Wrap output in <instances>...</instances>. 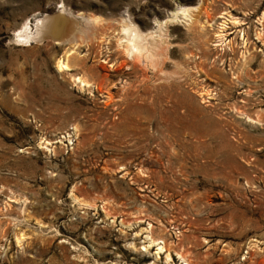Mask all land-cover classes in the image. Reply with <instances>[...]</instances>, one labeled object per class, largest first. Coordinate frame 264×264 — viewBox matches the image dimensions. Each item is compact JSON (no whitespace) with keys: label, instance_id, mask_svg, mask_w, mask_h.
Segmentation results:
<instances>
[{"label":"rangeland","instance_id":"rangeland-1","mask_svg":"<svg viewBox=\"0 0 264 264\" xmlns=\"http://www.w3.org/2000/svg\"><path fill=\"white\" fill-rule=\"evenodd\" d=\"M263 13L0 0V264H264ZM231 16L255 43L245 63L214 36ZM127 24L159 40L152 60L122 50Z\"/></svg>","mask_w":264,"mask_h":264},{"label":"bare ground","instance_id":"bare-ground-1","mask_svg":"<svg viewBox=\"0 0 264 264\" xmlns=\"http://www.w3.org/2000/svg\"><path fill=\"white\" fill-rule=\"evenodd\" d=\"M183 14L189 17L188 13L185 14V12H184ZM176 15H174V18L176 17ZM221 17H223V16H221ZM263 18H264V13L262 14V19ZM51 20H52V18H51ZM41 21H42V19L36 20L35 29H38L37 26L41 24ZM245 21H246L245 18L237 19V18H234L231 16L230 23L233 25V27H235V29H233V28H230V26H228V22H226V19L224 18V20H222L216 26L217 30H215V35H214L217 38V41L221 42V44L223 42H225L224 45L228 47L230 52H234L236 47L239 45L241 58H242V61L244 63L253 58V53H254V49H255V43L253 42L252 38L250 37V28L243 26L245 24ZM49 23H51V22H49ZM54 25H55V27H57L59 24L57 26H56V24H54ZM263 27H264V22H263ZM48 28H50V27H48ZM235 31L240 33V41H238L235 37L234 38L229 37ZM25 33H27V32H25ZM30 33H29V35H27L28 33L27 34H21V35L19 34L21 36V39L19 41L29 43V40H31V38H33L34 36L37 35V32H35L36 34L34 33L32 35H30ZM121 34L123 35L122 41H121L122 50L127 54V56L131 57L132 60L139 59V57L141 55H144V57L148 58L149 60H152V58H154L156 56L155 50H156V47H158L159 40H157V38L155 39L152 34H150L152 36H149L148 38H146L145 34L143 35L136 27H133L130 24H127V25L122 27ZM255 35H256V39H258L259 41H262V42L264 41V29L262 31L257 30L255 32ZM74 53H75L74 50L67 49L63 53V56L61 58L57 59V61L55 63V67H56V70L58 72L69 73L70 70L74 69V67H75V65H74L75 64L74 63ZM70 76L72 77V80L74 82H77V84H79L80 87H83V86L89 87L90 86V83H88L82 76H76V75H72V74H70ZM172 149H174V148H172ZM197 221H199V220H197ZM254 245L257 246V243L255 242ZM144 246H146V245H144ZM251 248H253V247H251ZM162 249H163L162 246H159L158 252L162 251ZM257 249H259V248H257ZM257 251L259 253L263 252V250L262 251L257 250ZM262 256L263 255H261L260 258ZM184 264H188V263L185 262Z\"/></svg>","mask_w":264,"mask_h":264}]
</instances>
